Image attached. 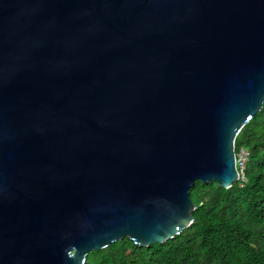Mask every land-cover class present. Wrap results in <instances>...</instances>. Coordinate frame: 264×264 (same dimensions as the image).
Listing matches in <instances>:
<instances>
[{
	"label": "water",
	"instance_id": "1",
	"mask_svg": "<svg viewBox=\"0 0 264 264\" xmlns=\"http://www.w3.org/2000/svg\"><path fill=\"white\" fill-rule=\"evenodd\" d=\"M263 102L264 0H0V264L174 238Z\"/></svg>",
	"mask_w": 264,
	"mask_h": 264
},
{
	"label": "trees",
	"instance_id": "2",
	"mask_svg": "<svg viewBox=\"0 0 264 264\" xmlns=\"http://www.w3.org/2000/svg\"><path fill=\"white\" fill-rule=\"evenodd\" d=\"M248 151L243 181L230 188L196 181L194 222L164 243L123 237L87 254L85 264H264V102L235 138Z\"/></svg>",
	"mask_w": 264,
	"mask_h": 264
},
{
	"label": "built area",
	"instance_id": "3",
	"mask_svg": "<svg viewBox=\"0 0 264 264\" xmlns=\"http://www.w3.org/2000/svg\"><path fill=\"white\" fill-rule=\"evenodd\" d=\"M248 157V151L244 148H240L238 153H235V162H236V167L238 170V180H245L243 176V170L245 167V162ZM237 180V181H238Z\"/></svg>",
	"mask_w": 264,
	"mask_h": 264
}]
</instances>
